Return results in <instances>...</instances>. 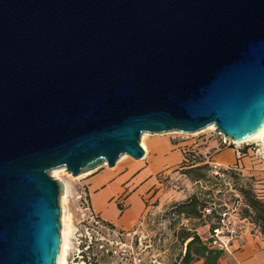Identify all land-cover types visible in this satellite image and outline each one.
<instances>
[{"label":"water","instance_id":"obj_1","mask_svg":"<svg viewBox=\"0 0 264 264\" xmlns=\"http://www.w3.org/2000/svg\"><path fill=\"white\" fill-rule=\"evenodd\" d=\"M264 126V0H0V264H56L72 177L142 134Z\"/></svg>","mask_w":264,"mask_h":264},{"label":"rangeland","instance_id":"obj_2","mask_svg":"<svg viewBox=\"0 0 264 264\" xmlns=\"http://www.w3.org/2000/svg\"><path fill=\"white\" fill-rule=\"evenodd\" d=\"M149 141L154 142L160 153L164 152L165 166L154 174L153 181L156 184L148 191L152 193L143 199V215L129 231L112 227L92 211L84 184L90 172L78 177H72L64 168L48 172L50 177L63 182L67 189L66 195L60 194L58 201L61 212L60 236L64 224L72 229L70 244L64 253L65 264H178L177 256L182 246L175 238L176 233L181 228H190L202 239L211 238L205 223L214 224L217 219L211 218L207 222L205 218L186 220L173 213V207L185 202L193 194L198 195L208 190H211V194L207 198L216 204V208L224 207V214L221 216L224 225L219 229L217 237H212L218 244H226L232 237L235 247H240L247 237L256 235L257 229L241 219L240 206L236 202L238 196L233 187L234 177L220 174V170H229L231 167H221L213 157L223 148L234 150L236 154L250 149L253 153L250 157L253 158L251 165L256 167L253 169L254 174L249 175L242 171L244 168L241 170L238 166L232 168L240 174L245 184L251 185L258 195L264 197V142L236 145L227 141L224 144L221 134L214 127H207L193 134H142L140 146L144 150V159L148 152L151 155ZM142 162L145 161L122 156L112 170L132 174L143 166ZM192 163L209 166L203 180L193 182L183 173L185 165ZM145 164L147 165L146 162ZM120 206V210H123L124 207ZM98 220L100 222L96 224ZM224 252L227 253L226 250Z\"/></svg>","mask_w":264,"mask_h":264},{"label":"crops","instance_id":"obj_3","mask_svg":"<svg viewBox=\"0 0 264 264\" xmlns=\"http://www.w3.org/2000/svg\"><path fill=\"white\" fill-rule=\"evenodd\" d=\"M156 147L153 141L148 142L151 155L148 152L145 159L143 158L147 165L142 162L143 166L138 167L135 173H118L112 170L115 166L101 167L86 177L84 184L92 211L112 227L129 231L142 217L145 210L143 199L152 193L148 191L156 184L153 181L154 174L165 166L164 152L160 153ZM252 154L250 149L236 154L234 150L223 148L213 159L223 168L238 166L241 170L244 168L242 171L253 175L256 167L251 165ZM120 205L124 207L123 210H120ZM226 251L219 264H264V238L259 234L247 237L240 247H235L232 239L227 241Z\"/></svg>","mask_w":264,"mask_h":264},{"label":"trees","instance_id":"obj_4","mask_svg":"<svg viewBox=\"0 0 264 264\" xmlns=\"http://www.w3.org/2000/svg\"><path fill=\"white\" fill-rule=\"evenodd\" d=\"M189 160V159H188ZM188 162V161H187ZM189 163V162H188ZM186 170L183 172L193 182H199L206 177L209 169L207 164L192 163L185 165ZM220 174L234 177L233 187L237 193V204L240 206L241 219L247 221L255 229L256 234L264 238V197L258 195L251 185L244 183V179L233 171L220 170ZM211 194V190L202 192L201 194L191 195L185 202L174 205L173 209L179 216H183L186 220L216 218L214 224L208 225L211 238L202 239L197 232L190 228H181L176 233V240L181 244L182 250L177 256L178 264H219L220 259L225 255L224 249L218 246L217 240L213 239L214 230L221 229V216L224 214V207L216 208V204L207 198ZM221 205V204H220ZM209 214H205V213Z\"/></svg>","mask_w":264,"mask_h":264},{"label":"bare ground","instance_id":"obj_5","mask_svg":"<svg viewBox=\"0 0 264 264\" xmlns=\"http://www.w3.org/2000/svg\"><path fill=\"white\" fill-rule=\"evenodd\" d=\"M211 126L212 127L209 126V129H212L214 127L213 125H211ZM232 142H234L236 145L242 144V143H245V142L246 143L247 142H264V126L256 134H254L252 137H250L249 139L244 140V141H240V142H235V141H232ZM142 147L144 148L143 145H142ZM62 172H64V171H62ZM83 174H85V173H83ZM79 176H83V175H79ZM66 190L67 189H66V186H65V193L62 194L63 196L66 195ZM63 219H64V217H63ZM71 230L72 229L69 226H66L64 224V226H63V228L61 230L60 253H59V257H58V260H57L56 264H65L64 253L66 251V248H68V246L70 244L69 243V239H70V236H71Z\"/></svg>","mask_w":264,"mask_h":264},{"label":"built area","instance_id":"obj_6","mask_svg":"<svg viewBox=\"0 0 264 264\" xmlns=\"http://www.w3.org/2000/svg\"><path fill=\"white\" fill-rule=\"evenodd\" d=\"M221 136H222V135H221ZM222 138H223V143H224V144H226L227 141L232 142L230 139L224 138L223 136H222ZM84 196H86V195L84 194ZM79 198H80V199H83L84 202L86 201L85 198H83L82 196H79ZM85 210H86V209H85ZM99 222H100L99 220L96 221V224H99ZM222 225H224V220L222 221ZM221 228H222V227H221ZM218 233H219V230H214V236H215V237H217ZM229 239L231 240L232 237H230ZM218 246H219L220 248L224 249V250L227 249V243L225 244V243L222 242V243H219Z\"/></svg>","mask_w":264,"mask_h":264}]
</instances>
